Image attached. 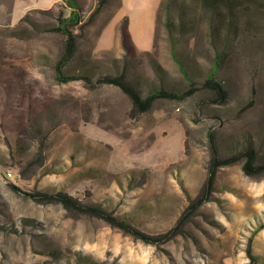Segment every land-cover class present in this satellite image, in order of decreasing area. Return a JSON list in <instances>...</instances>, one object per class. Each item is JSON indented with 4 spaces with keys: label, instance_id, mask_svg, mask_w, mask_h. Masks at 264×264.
Wrapping results in <instances>:
<instances>
[{
    "label": "rangeland",
    "instance_id": "1",
    "mask_svg": "<svg viewBox=\"0 0 264 264\" xmlns=\"http://www.w3.org/2000/svg\"><path fill=\"white\" fill-rule=\"evenodd\" d=\"M98 1L78 0L84 19ZM63 6L0 0V264H258L248 251L264 264V178L239 163L218 169L184 235L162 244L22 193L63 191L158 234L206 178L209 130L221 154L249 142L264 157V0H106L75 29L65 74H117L127 62L141 96L182 91L181 70L197 83L213 73L227 91L223 104L203 103L202 91L159 98L135 117L116 86L55 80L64 37L51 27ZM124 16L134 45L125 61Z\"/></svg>",
    "mask_w": 264,
    "mask_h": 264
},
{
    "label": "trees",
    "instance_id": "2",
    "mask_svg": "<svg viewBox=\"0 0 264 264\" xmlns=\"http://www.w3.org/2000/svg\"><path fill=\"white\" fill-rule=\"evenodd\" d=\"M62 1L64 2V6L56 12V24L51 27V31L58 32L64 37L62 51L54 63V77L56 81L68 82L70 80L81 79L88 88H94L101 84L116 86L128 97L131 103L130 115L133 117L148 111L156 99L184 100L198 91L207 93L202 99L205 104H223L226 102L227 91L222 83L213 77V73H209L202 82L197 83L191 81L189 77L185 75L184 71L181 70L185 79L189 81L185 89L182 91H172L160 86L159 88L150 91L145 96H141L137 89L132 85L131 81L127 78V62L124 64L121 72L117 74L100 73L95 77H92L85 70L77 74H65L64 68L75 51L77 39L75 29L77 27L83 29L86 25L90 24L100 12L106 0H99L86 19H84L78 0ZM218 1L221 0H203V3L214 5ZM67 8H69V10H67ZM127 24V16H124L119 25L120 42L125 51L124 61L128 58V55L133 52L134 48L127 29ZM173 52L174 48L172 49V53ZM253 95L254 91H252L251 98L247 104L243 106V110L251 106L253 103ZM207 150L208 161L206 165V178L201 188L195 196H188V204L182 210L172 226L166 231L158 234L146 233L130 221L113 214L105 207L95 203L81 202L77 198L63 191L33 190L31 192L22 193L41 204L58 203L63 209L68 211L73 218L82 215L98 218L109 226L117 228L123 233L131 236L133 239L149 244H162L174 239L176 236L184 235L186 224L189 223L192 215L196 212L199 206L209 200L219 168L239 163L241 170L245 175L254 178H264V157H260L259 153L249 142H244L241 147L235 151L221 154L218 150L216 134L212 130H209L207 132ZM12 188L19 191L15 186H12ZM263 227L264 225L261 224L257 229ZM248 257L253 262L260 264L258 257L250 251H248Z\"/></svg>",
    "mask_w": 264,
    "mask_h": 264
},
{
    "label": "built area",
    "instance_id": "3",
    "mask_svg": "<svg viewBox=\"0 0 264 264\" xmlns=\"http://www.w3.org/2000/svg\"><path fill=\"white\" fill-rule=\"evenodd\" d=\"M8 175H11L9 172L7 173Z\"/></svg>",
    "mask_w": 264,
    "mask_h": 264
}]
</instances>
